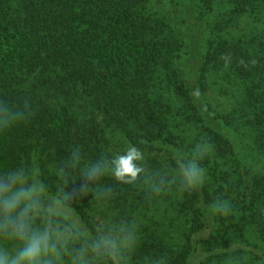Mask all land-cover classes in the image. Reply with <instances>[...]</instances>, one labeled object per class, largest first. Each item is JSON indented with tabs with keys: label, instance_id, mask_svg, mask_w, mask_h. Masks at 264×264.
<instances>
[{
	"label": "trees",
	"instance_id": "1",
	"mask_svg": "<svg viewBox=\"0 0 264 264\" xmlns=\"http://www.w3.org/2000/svg\"><path fill=\"white\" fill-rule=\"evenodd\" d=\"M145 1L0 0V101L30 105L29 119L8 133L6 143L0 142V153L20 152L47 162L79 144L95 159L103 153L104 138L95 112L104 116L101 123L121 126L126 140L146 153L172 151L163 139L168 118L152 90L161 67L192 121L215 144L216 158H231L238 170L235 179L216 176L185 193L182 208L190 216L185 244L178 251L157 253L167 264H199L200 255L225 247L230 235L249 225H257L264 238V165L254 168L247 162L238 138L202 92L211 69L253 74L248 55L227 41L210 49L202 45L213 24L243 15L253 0H234L223 13V0H199L211 16L195 25L178 19L168 3L147 10ZM104 183L116 198L138 192L137 185ZM218 199L230 203L231 215L212 214ZM69 206L83 233L94 234L96 227L80 201Z\"/></svg>",
	"mask_w": 264,
	"mask_h": 264
},
{
	"label": "clouds",
	"instance_id": "2",
	"mask_svg": "<svg viewBox=\"0 0 264 264\" xmlns=\"http://www.w3.org/2000/svg\"><path fill=\"white\" fill-rule=\"evenodd\" d=\"M29 117L27 102L0 101V142L6 143L8 133ZM188 137L189 148L172 151L158 170H150L143 148L128 141L95 159H89L79 144L47 162L20 152L0 153V264H134L141 241L136 222L101 224L94 234L85 235L69 205L89 193L98 202L107 199L111 187L105 180L122 186L142 184L153 195L172 189L198 191L206 184L205 162L216 147L206 134ZM211 208L216 216L232 211L223 199ZM250 259L231 244L227 250L217 246L200 255L199 264H248ZM151 264H167V259L157 257Z\"/></svg>",
	"mask_w": 264,
	"mask_h": 264
},
{
	"label": "rangeland",
	"instance_id": "3",
	"mask_svg": "<svg viewBox=\"0 0 264 264\" xmlns=\"http://www.w3.org/2000/svg\"><path fill=\"white\" fill-rule=\"evenodd\" d=\"M165 3L178 19L191 25L202 24L211 16L199 0H146L145 6L147 10L159 9ZM233 6L234 0H223L219 11L226 12ZM222 41L248 55L253 74L240 76L229 67L211 69L202 83L203 96L214 113L220 115L224 124L232 129L247 162L257 168L264 165V0H253L246 12L233 20L222 19L213 24L204 35L202 45L210 49ZM153 79L154 97L160 100L168 118L163 139L169 141L172 151L187 150L189 133L195 137L206 133L201 125L192 121L187 107L172 92L161 67L156 69ZM78 103L79 106L80 101ZM94 117L104 131V138L101 139L103 152L114 150L120 142L127 141L123 128L118 127L116 122L110 124L105 120L101 123L104 116H98V112ZM172 151L146 153L150 170L160 169V162ZM205 166L208 169L207 182H213L216 176L221 178L228 174L232 179L237 176L238 170L231 158L218 159L214 153ZM137 186L138 192L129 199L109 196L98 202L89 193L80 203L96 228L110 222H136L141 241L133 256L134 264H151L160 256L157 255L159 249L166 252L183 248L190 229V216L182 208L185 193L172 189L153 195L142 184ZM225 243L223 248L226 250L233 244L236 252L251 257L248 264L264 261V238L257 225H249L244 232L230 235Z\"/></svg>",
	"mask_w": 264,
	"mask_h": 264
}]
</instances>
